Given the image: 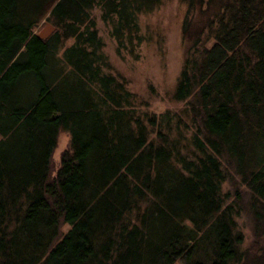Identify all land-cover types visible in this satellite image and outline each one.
I'll list each match as a JSON object with an SVG mask.
<instances>
[{
    "label": "trees",
    "instance_id": "1",
    "mask_svg": "<svg viewBox=\"0 0 264 264\" xmlns=\"http://www.w3.org/2000/svg\"><path fill=\"white\" fill-rule=\"evenodd\" d=\"M184 1L186 103L155 112L109 70L92 9L120 49L161 0H0V264H264L236 218L246 190L263 232L264 0Z\"/></svg>",
    "mask_w": 264,
    "mask_h": 264
},
{
    "label": "rangeland",
    "instance_id": "2",
    "mask_svg": "<svg viewBox=\"0 0 264 264\" xmlns=\"http://www.w3.org/2000/svg\"><path fill=\"white\" fill-rule=\"evenodd\" d=\"M185 10L184 0H161L152 9L140 11L138 21L141 39L138 40L137 37H134L132 41L127 39L125 45L119 49L116 38L110 32V23L101 18L100 9L97 6L92 9L99 33L104 41L103 49L110 63L109 70L124 76L127 86L137 94L138 105L141 107L160 112L165 109L180 110L186 103V98L178 99L173 95L184 57L181 28ZM46 20L49 19L42 17L33 27L34 31L43 27ZM71 41L72 37L66 38L63 46ZM211 41L212 39L207 40L206 43L209 44ZM140 101L146 102L140 103ZM185 118L189 121L188 128H185L189 134L192 131V125L189 116ZM67 147H69L68 132L60 129L52 152L54 168L60 162L61 152ZM236 178L238 187L245 190L244 184L238 177ZM234 185L231 180H225L222 183L223 190L229 191L228 200L233 196ZM247 194L245 190L244 199H242L244 206L236 216L238 225L244 232L242 246L252 248L257 254H264V228L261 234L257 236L254 234L253 220L245 205ZM65 226L66 224L63 227ZM254 238H257V243L251 245Z\"/></svg>",
    "mask_w": 264,
    "mask_h": 264
},
{
    "label": "water",
    "instance_id": "3",
    "mask_svg": "<svg viewBox=\"0 0 264 264\" xmlns=\"http://www.w3.org/2000/svg\"><path fill=\"white\" fill-rule=\"evenodd\" d=\"M53 28H54V24L51 21L46 20L43 27H41L37 31V34L40 36H44V35L48 34Z\"/></svg>",
    "mask_w": 264,
    "mask_h": 264
}]
</instances>
